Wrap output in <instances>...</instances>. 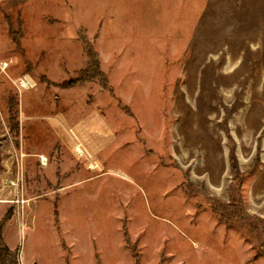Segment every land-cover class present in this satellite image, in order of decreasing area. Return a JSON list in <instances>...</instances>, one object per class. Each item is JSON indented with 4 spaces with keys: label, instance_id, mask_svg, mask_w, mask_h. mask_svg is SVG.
<instances>
[{
    "label": "rangeland",
    "instance_id": "rangeland-1",
    "mask_svg": "<svg viewBox=\"0 0 264 264\" xmlns=\"http://www.w3.org/2000/svg\"><path fill=\"white\" fill-rule=\"evenodd\" d=\"M0 188L20 264H264V0H0Z\"/></svg>",
    "mask_w": 264,
    "mask_h": 264
},
{
    "label": "trees",
    "instance_id": "trees-1",
    "mask_svg": "<svg viewBox=\"0 0 264 264\" xmlns=\"http://www.w3.org/2000/svg\"><path fill=\"white\" fill-rule=\"evenodd\" d=\"M86 74L87 70L81 71V76L78 79L69 80L63 86L71 87L80 82H83L85 80ZM230 197V201L227 202H222L215 199L216 205H213V211L220 217V220L225 224L227 228H230L231 223L234 220H238L241 223H249L252 225H255L256 221L259 222L258 218L256 217H254V219L251 218L240 195V191L239 197L238 199H236L234 195H231L230 188ZM7 214L0 220V264H20L18 250H11L4 241L3 231L7 222L9 221V217H7ZM255 218L257 220H255ZM258 256L259 254L256 255V258Z\"/></svg>",
    "mask_w": 264,
    "mask_h": 264
},
{
    "label": "built area",
    "instance_id": "built-area-1",
    "mask_svg": "<svg viewBox=\"0 0 264 264\" xmlns=\"http://www.w3.org/2000/svg\"><path fill=\"white\" fill-rule=\"evenodd\" d=\"M7 67V64H4V68ZM15 86L19 89V90H29V89H33L35 87V83L34 81L28 77V76H24L22 78H19L16 80ZM77 149V153L80 156L84 155V151L83 148L80 144H78L76 146ZM39 161L41 162V164L43 166H47L48 164V160L46 157H39ZM20 166V164L18 165ZM96 166H93V168H95ZM20 168V167H19ZM23 168L18 169L15 173V175L11 178H9L6 182H5V186L8 187L10 189V191L12 193H15V198L11 201H7L10 202L11 204L15 205L18 209L20 206H23L27 201L23 198V193H24V174H23Z\"/></svg>",
    "mask_w": 264,
    "mask_h": 264
},
{
    "label": "crops",
    "instance_id": "crops-1",
    "mask_svg": "<svg viewBox=\"0 0 264 264\" xmlns=\"http://www.w3.org/2000/svg\"><path fill=\"white\" fill-rule=\"evenodd\" d=\"M9 62H11V63H16L17 64V61H16V59L15 58H11L8 62L7 61H3V63H7V65L9 64ZM16 64H13V65H16ZM27 76V75H26ZM29 77V76H28ZM19 78H21V77H19ZM31 78V77H30ZM30 91H31V89H29V90H23V94H22V101H21V103H22V112L24 113V112H26L27 113V110H26V108H25V106H26V102H25V97H24V95H26V101H27V98H29L30 97ZM34 95V94H33ZM28 96V97H27ZM36 104V105H35ZM35 107L37 108V112H39V111H41V110H38V109H40L41 108V103H34V108H33V110L35 111ZM35 113V112H34ZM26 116V119L28 118V116L27 115H25ZM33 117H32V119H43V118H41V115L40 114H37V115H32ZM24 117V115H22V118ZM30 119V118H29ZM52 119H57L58 120V122H60V120L58 119V118H56V117H53ZM58 125V124H57ZM0 196H3V193H2V189L0 188ZM4 191V190H3ZM6 202L4 201V200H1L0 199V220L6 215V214H4V210H5V208H4V205L3 204H5ZM10 221H8L7 222V224L9 223ZM7 224H6V226H5V228H4V231H3V237H4V241H5V243H6V245L11 249V250H15V249H17L18 248V244H16L15 242H13V243H9V236H7V232H6V229H7Z\"/></svg>",
    "mask_w": 264,
    "mask_h": 264
}]
</instances>
